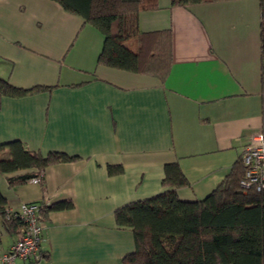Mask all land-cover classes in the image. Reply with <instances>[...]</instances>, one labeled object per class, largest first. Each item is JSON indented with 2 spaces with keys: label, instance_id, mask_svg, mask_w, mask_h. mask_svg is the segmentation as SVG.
<instances>
[{
  "label": "crops",
  "instance_id": "0c3cea01",
  "mask_svg": "<svg viewBox=\"0 0 264 264\" xmlns=\"http://www.w3.org/2000/svg\"><path fill=\"white\" fill-rule=\"evenodd\" d=\"M156 2L138 13L137 28L171 33L163 81L97 64L100 32L53 0H0V78L46 88L0 94V143L77 156L48 165L42 184H9L34 170L0 172L6 207L73 204L45 214L37 254L14 264H121L135 244L115 209L169 189L161 181L174 162L188 181L178 198L203 199L236 164L246 136L264 129L259 0ZM108 165L122 171L109 175ZM14 240L0 222V255Z\"/></svg>",
  "mask_w": 264,
  "mask_h": 264
},
{
  "label": "trees",
  "instance_id": "16d2710c",
  "mask_svg": "<svg viewBox=\"0 0 264 264\" xmlns=\"http://www.w3.org/2000/svg\"><path fill=\"white\" fill-rule=\"evenodd\" d=\"M65 11L83 18L103 37L97 64L134 73L149 74L163 81L171 64V33L159 30L141 33L138 13L154 9L156 0H53ZM217 0H171L188 7ZM260 10V88L264 93V0ZM126 41V44H125ZM44 87L17 88L0 78V94L20 97ZM77 156L61 151L46 155L29 151L19 140L0 143V172H32L9 178L10 185L38 178L44 169ZM122 171L108 165L109 175ZM243 168L239 160L224 179L201 200H181L176 189L188 185L177 163L164 165L162 185L169 187L149 198L127 203L114 211L115 223L130 228L135 249L121 264H264V191H243L239 186ZM37 203V202H36ZM40 205V219L49 211L67 210L70 200ZM6 201L0 194V222L15 235L19 219L7 218Z\"/></svg>",
  "mask_w": 264,
  "mask_h": 264
},
{
  "label": "built area",
  "instance_id": "2783aa9c",
  "mask_svg": "<svg viewBox=\"0 0 264 264\" xmlns=\"http://www.w3.org/2000/svg\"><path fill=\"white\" fill-rule=\"evenodd\" d=\"M238 160L243 172L239 186L243 191H264V129L250 132L240 151ZM38 182V178L32 179ZM40 205L24 202L17 208L6 207L7 218L19 219L21 227L8 251L0 255L3 264H14L15 260H28L38 252L44 229L40 219Z\"/></svg>",
  "mask_w": 264,
  "mask_h": 264
}]
</instances>
